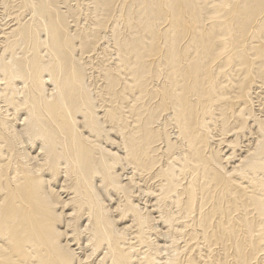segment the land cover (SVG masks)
I'll return each instance as SVG.
<instances>
[{
    "label": "bare ground",
    "instance_id": "bare-ground-1",
    "mask_svg": "<svg viewBox=\"0 0 264 264\" xmlns=\"http://www.w3.org/2000/svg\"><path fill=\"white\" fill-rule=\"evenodd\" d=\"M0 264H264V0H0Z\"/></svg>",
    "mask_w": 264,
    "mask_h": 264
}]
</instances>
